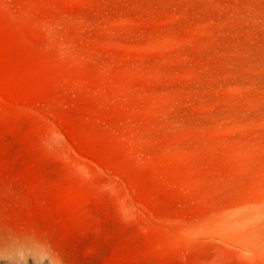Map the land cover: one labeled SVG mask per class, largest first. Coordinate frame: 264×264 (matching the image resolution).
I'll use <instances>...</instances> for the list:
<instances>
[{
	"label": "rangeland",
	"instance_id": "obj_1",
	"mask_svg": "<svg viewBox=\"0 0 264 264\" xmlns=\"http://www.w3.org/2000/svg\"><path fill=\"white\" fill-rule=\"evenodd\" d=\"M0 264H264V0H0Z\"/></svg>",
	"mask_w": 264,
	"mask_h": 264
}]
</instances>
